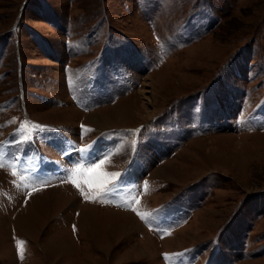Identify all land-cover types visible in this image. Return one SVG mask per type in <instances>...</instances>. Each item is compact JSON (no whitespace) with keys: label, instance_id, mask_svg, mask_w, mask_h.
I'll return each mask as SVG.
<instances>
[{"label":"rangeland","instance_id":"obj_1","mask_svg":"<svg viewBox=\"0 0 264 264\" xmlns=\"http://www.w3.org/2000/svg\"><path fill=\"white\" fill-rule=\"evenodd\" d=\"M0 264H264V0H0Z\"/></svg>","mask_w":264,"mask_h":264},{"label":"snow or ice","instance_id":"obj_2","mask_svg":"<svg viewBox=\"0 0 264 264\" xmlns=\"http://www.w3.org/2000/svg\"><path fill=\"white\" fill-rule=\"evenodd\" d=\"M85 151H86V150H85ZM100 163H101V164H103V163H104V161H103V160H101V161H100ZM65 179H67V177H65ZM74 227H75V226H74Z\"/></svg>","mask_w":264,"mask_h":264}]
</instances>
